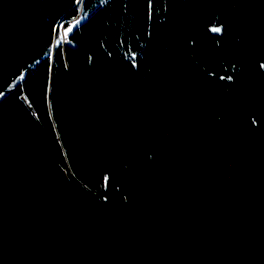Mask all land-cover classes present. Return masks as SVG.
<instances>
[{
    "label": "trees",
    "instance_id": "trees-1",
    "mask_svg": "<svg viewBox=\"0 0 264 264\" xmlns=\"http://www.w3.org/2000/svg\"><path fill=\"white\" fill-rule=\"evenodd\" d=\"M0 264H264V0H0Z\"/></svg>",
    "mask_w": 264,
    "mask_h": 264
},
{
    "label": "rangeland",
    "instance_id": "rangeland-1",
    "mask_svg": "<svg viewBox=\"0 0 264 264\" xmlns=\"http://www.w3.org/2000/svg\"><path fill=\"white\" fill-rule=\"evenodd\" d=\"M87 15V12H85L84 14H82V11H80L74 18H71L69 20L63 21L61 24V28L63 26V31H64V35L65 39L63 38V36L60 34L58 36L57 42L60 44H65L68 40V32L73 30L74 27L79 24L84 17ZM65 23V24H64Z\"/></svg>",
    "mask_w": 264,
    "mask_h": 264
},
{
    "label": "water",
    "instance_id": "water-1",
    "mask_svg": "<svg viewBox=\"0 0 264 264\" xmlns=\"http://www.w3.org/2000/svg\"><path fill=\"white\" fill-rule=\"evenodd\" d=\"M65 24V23H64ZM216 28H219L220 29V31L219 32H216V31H214L215 33H221V31H222V28L221 27H216ZM215 29V28H214ZM62 33L64 34V31H63V26H62V28H61V35H62Z\"/></svg>",
    "mask_w": 264,
    "mask_h": 264
},
{
    "label": "snow or ice",
    "instance_id": "snow-or-ice-1",
    "mask_svg": "<svg viewBox=\"0 0 264 264\" xmlns=\"http://www.w3.org/2000/svg\"><path fill=\"white\" fill-rule=\"evenodd\" d=\"M213 31L219 32L220 29L219 28H215V29H213Z\"/></svg>",
    "mask_w": 264,
    "mask_h": 264
},
{
    "label": "bare ground",
    "instance_id": "bare-ground-1",
    "mask_svg": "<svg viewBox=\"0 0 264 264\" xmlns=\"http://www.w3.org/2000/svg\"><path fill=\"white\" fill-rule=\"evenodd\" d=\"M62 34H63V33H62ZM63 35H64V34H63ZM63 35H62V36H63ZM63 38L65 39V36H63Z\"/></svg>",
    "mask_w": 264,
    "mask_h": 264
},
{
    "label": "built area",
    "instance_id": "built-area-1",
    "mask_svg": "<svg viewBox=\"0 0 264 264\" xmlns=\"http://www.w3.org/2000/svg\"><path fill=\"white\" fill-rule=\"evenodd\" d=\"M87 14H88V12H87Z\"/></svg>",
    "mask_w": 264,
    "mask_h": 264
}]
</instances>
